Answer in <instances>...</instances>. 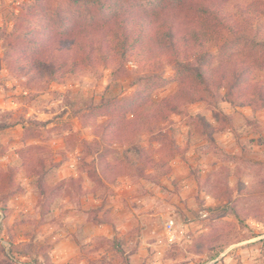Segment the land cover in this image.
Returning <instances> with one entry per match:
<instances>
[{
	"label": "rangeland",
	"instance_id": "1",
	"mask_svg": "<svg viewBox=\"0 0 264 264\" xmlns=\"http://www.w3.org/2000/svg\"><path fill=\"white\" fill-rule=\"evenodd\" d=\"M57 1L0 0V264H264V109L223 89L106 152L99 126L139 92L176 93V69L156 85L130 64L126 76L100 68L32 87L8 59L29 11ZM161 131L167 142L152 138ZM101 156L123 162L116 181L95 174ZM128 181L140 198L122 203Z\"/></svg>",
	"mask_w": 264,
	"mask_h": 264
},
{
	"label": "trees",
	"instance_id": "2",
	"mask_svg": "<svg viewBox=\"0 0 264 264\" xmlns=\"http://www.w3.org/2000/svg\"><path fill=\"white\" fill-rule=\"evenodd\" d=\"M57 5L38 3L37 15L29 11L33 18L24 19L28 29L20 30L16 54L8 59L32 87L100 68L126 76L130 64L146 71L142 82L156 85L165 82L166 64L176 69V93L154 102L139 92L99 126L106 152L133 144L147 128L153 131V123L182 112L188 101L220 99L223 89L233 105L264 109V0H61ZM242 47L258 53H244ZM152 138L169 137L161 131ZM165 147L164 142L158 151ZM145 153L143 164L151 165L154 159ZM104 161L101 156L94 167L101 181L122 176L123 162Z\"/></svg>",
	"mask_w": 264,
	"mask_h": 264
},
{
	"label": "crops",
	"instance_id": "3",
	"mask_svg": "<svg viewBox=\"0 0 264 264\" xmlns=\"http://www.w3.org/2000/svg\"><path fill=\"white\" fill-rule=\"evenodd\" d=\"M129 183H130V181L125 182L121 187L116 189L118 191V193L120 192L116 199H118V201L122 200V201H120L122 203L124 202L123 201V197H126L127 199H130V197H132V199H139L140 198V196L137 193H135L136 192L134 190L135 189V185H131ZM129 191H134V192L132 194H130Z\"/></svg>",
	"mask_w": 264,
	"mask_h": 264
},
{
	"label": "built area",
	"instance_id": "4",
	"mask_svg": "<svg viewBox=\"0 0 264 264\" xmlns=\"http://www.w3.org/2000/svg\"><path fill=\"white\" fill-rule=\"evenodd\" d=\"M167 230L171 234V232L173 231V222L167 224ZM171 239H174L173 234H171Z\"/></svg>",
	"mask_w": 264,
	"mask_h": 264
}]
</instances>
